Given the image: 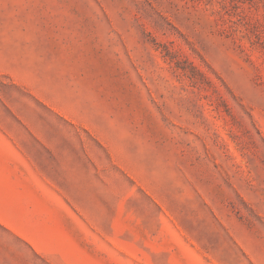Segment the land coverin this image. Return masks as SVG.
I'll return each mask as SVG.
<instances>
[{"label":"rangeland","instance_id":"374dc122","mask_svg":"<svg viewBox=\"0 0 264 264\" xmlns=\"http://www.w3.org/2000/svg\"><path fill=\"white\" fill-rule=\"evenodd\" d=\"M2 36L64 89L0 74V189L44 247L264 264V0H0ZM0 264L57 263L0 224Z\"/></svg>","mask_w":264,"mask_h":264},{"label":"crops","instance_id":"0c3cea01","mask_svg":"<svg viewBox=\"0 0 264 264\" xmlns=\"http://www.w3.org/2000/svg\"><path fill=\"white\" fill-rule=\"evenodd\" d=\"M32 41L29 39H15L8 36H2L0 39V74L9 76L15 82L26 87L30 92L41 100L53 103L57 93H63L64 89H50L48 85L40 82L42 71L38 64L31 63L33 58L39 59V55H34L26 45ZM47 75V73H44ZM40 176V174H37ZM6 190V189H5ZM15 200L7 194L6 191L0 189V224L4 226L12 234L20 236L38 252L47 259L57 264H72V258L80 251L79 241L76 239L75 233H62V245L57 251L44 247L42 238L38 235L44 233V241L47 244V229L42 231L38 222L41 218L37 215L19 213L15 211ZM27 223V224H26ZM64 223V222H63ZM68 229V228H67ZM72 236V242L65 243V238Z\"/></svg>","mask_w":264,"mask_h":264}]
</instances>
